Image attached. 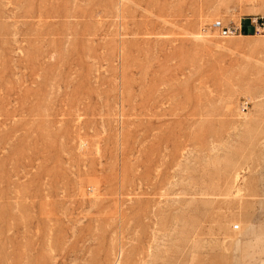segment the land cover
Returning <instances> with one entry per match:
<instances>
[{
    "label": "rangeland",
    "instance_id": "obj_1",
    "mask_svg": "<svg viewBox=\"0 0 264 264\" xmlns=\"http://www.w3.org/2000/svg\"><path fill=\"white\" fill-rule=\"evenodd\" d=\"M256 18L264 0H0V264H264Z\"/></svg>",
    "mask_w": 264,
    "mask_h": 264
},
{
    "label": "built area",
    "instance_id": "obj_2",
    "mask_svg": "<svg viewBox=\"0 0 264 264\" xmlns=\"http://www.w3.org/2000/svg\"><path fill=\"white\" fill-rule=\"evenodd\" d=\"M254 25L256 26V33H260L261 32V29L258 25V22L257 20L254 21ZM261 26H264V23L261 24ZM211 29L212 30H218L220 31L221 35L222 36H228L230 34H232V32H237V28L236 27H226V26H223L221 22H214L211 24ZM238 227H236L237 229Z\"/></svg>",
    "mask_w": 264,
    "mask_h": 264
},
{
    "label": "bare ground",
    "instance_id": "obj_3",
    "mask_svg": "<svg viewBox=\"0 0 264 264\" xmlns=\"http://www.w3.org/2000/svg\"><path fill=\"white\" fill-rule=\"evenodd\" d=\"M256 20H257V22H258V25H259L260 29H261V28H264V26H261V24L264 23V19H263V18H261V19L256 18L255 21H256Z\"/></svg>",
    "mask_w": 264,
    "mask_h": 264
}]
</instances>
